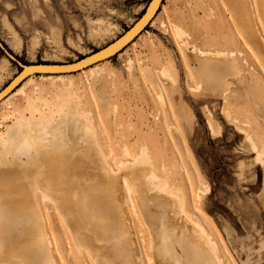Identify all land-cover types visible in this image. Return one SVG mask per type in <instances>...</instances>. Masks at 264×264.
<instances>
[{
	"label": "rangeland",
	"instance_id": "1",
	"mask_svg": "<svg viewBox=\"0 0 264 264\" xmlns=\"http://www.w3.org/2000/svg\"><path fill=\"white\" fill-rule=\"evenodd\" d=\"M201 1L205 4H201ZM147 3L148 0H0V41L10 53L25 63L70 62L106 46L120 36L143 13ZM162 4L153 23L151 21L121 54L118 53L107 59V63L100 65L104 73L100 82L93 83L88 72H75L73 85L66 93L61 94V85L52 83L56 78H33L38 87L35 100L38 97L46 100L48 107L52 109L55 108L56 98L63 101L65 106L71 102L87 120L91 119L90 123L96 130L105 159L114 170L108 171V175L114 179H110L114 182L113 186L110 185L112 182L109 185L118 194L113 200L110 225H115L116 228L119 220L129 221L128 228L121 237L117 236V232L100 228L90 233L86 231L84 220L75 213L71 202H68L67 208L70 209L68 214L72 215L73 220L68 223L57 211L54 196L46 198L37 190L45 186L36 181L31 182V186L30 181L33 179L21 180L14 171H10L13 179L5 186V191L13 193L20 188H28L30 191L34 189L32 202L37 205L40 213L43 210L40 215L46 245L42 250L48 252L55 264H95L81 250L80 243L84 246L88 243L86 246L100 261L99 264H114L121 257L125 261L121 264H128L126 261L132 264H150V253L160 243L159 236L168 234L176 240V233H182L184 240L183 244L177 245L179 254L182 257L189 254L199 256L200 252L199 255L196 252L190 253L192 247L189 242L194 237L183 231V224L173 215L171 207L161 210L157 206L155 200L162 198L175 203L180 212H186L191 218H199L198 223L203 225L201 227L214 247L212 252L216 255L213 254L212 257L221 264H264V172L260 165L254 163L255 153L248 149L241 133L244 131L252 136L260 150L258 153L264 159L263 62L252 50L253 46L245 44L238 29L240 24L233 19L231 10L222 0H163ZM236 6L241 7V10L243 8L244 14H253V24L257 26L260 39L264 41V14L257 10L256 0H248V5ZM175 26H180L189 35L185 40L187 43L183 44V39L176 37ZM15 33L20 39V46L13 39ZM35 36L39 37V45L33 48L31 42ZM193 45L202 50H221L225 46L242 48L244 56L240 60L237 54L198 55L192 51ZM4 58H7L10 65L0 73V89L19 70L18 65L0 49V66ZM165 67L173 69L174 83L162 77L161 70ZM215 67L221 68L219 79L226 84L224 91L214 86L220 82L211 75L212 68ZM192 69L202 79L203 87L197 88L198 90L194 88L196 77L189 75V70ZM26 91L32 93V87H27ZM63 98H66L65 101ZM67 98L70 100L66 101ZM9 102L12 107H23L25 115L29 116L23 97L10 98L0 105V134L15 119V116L9 114ZM210 120L218 125L219 133L211 131ZM123 140L127 143L125 152L121 149ZM143 146L149 159L153 183H145L141 177L134 180L132 173L128 174V170L122 167V160H132L141 153ZM70 157L77 160L81 157L83 160V165L74 164L76 171H82L86 167L88 169L94 164L91 168L95 172L91 170L86 175V181L90 185L99 178L102 185L105 183L103 160L99 161L90 152H86L84 156ZM123 175H129L130 181L136 182L134 188L138 192L139 202L145 203L147 200V204L151 203L147 208L157 216L152 221L154 236L149 231L151 224L144 218L142 220V215L137 212L139 209L135 208L137 204L133 197L125 194ZM27 181L29 184L26 185ZM33 185H36L35 188ZM103 186L108 187V183ZM73 187L79 186L76 183ZM142 189L144 196L140 193ZM202 192L205 193L203 198ZM199 205L202 206L200 208L203 213ZM133 228L141 232L137 234ZM70 232H74L76 240ZM1 235L6 237L8 233L3 229ZM9 237V242L13 243L17 236L10 233ZM101 237L106 243L103 246ZM123 237L127 242L124 246L121 244ZM89 239L92 242H88ZM108 240L113 242L110 250L111 243ZM151 241H154L155 247ZM18 247L21 245L0 250V263L11 264L17 260ZM7 250L9 251L6 252ZM147 251L150 253H145ZM220 251L226 256L223 257ZM26 254L32 259L36 258L33 253ZM107 256L111 260L103 262ZM151 264L155 263L152 261Z\"/></svg>",
	"mask_w": 264,
	"mask_h": 264
},
{
	"label": "bare ground",
	"instance_id": "2",
	"mask_svg": "<svg viewBox=\"0 0 264 264\" xmlns=\"http://www.w3.org/2000/svg\"><path fill=\"white\" fill-rule=\"evenodd\" d=\"M222 1L226 5V7H228L231 10L232 17H234L233 19L238 21V23L240 24V26H238V29L242 33V36L244 37L245 44L250 43L253 46L252 50L257 53L258 57L263 62V66H264V41L260 39V35L258 34L257 29H256L257 26L255 25L256 26L255 27L253 24V21H252L253 14L251 12H250V14H244V13H242L243 8L241 10V7L238 8L236 6L237 4H241V5L247 4L248 5V0H222ZM198 3H200V2H198ZM201 4H205V3L202 2ZM256 4L258 7L257 10L258 11L260 10L262 12V14H264V0H256ZM160 7H163L162 1L157 0L156 5L153 9V12H151V14H148V16L144 18L143 26L149 22L151 23V21H152V23L155 21V20H153V18L155 17V15H156V13ZM204 8H207V7L205 6ZM155 11H156V13H155ZM244 11H245V8H244ZM136 21H134L132 23V25ZM11 26H10V28H11ZM244 27H246V28H244ZM140 30H141V28L139 30H137L135 33H132V32L129 33L130 37H128V39L123 43V45H125V44L126 45L122 48V50L126 46H128L143 31L142 30L140 32ZM94 31H95V29H94ZM97 32H99V31H97ZM125 32L126 31H124L121 35H123ZM137 33H138V35H136ZM174 33L178 39H183V42H182L183 44L187 43V41H185V40H187V37L189 35L185 32V30L183 28H181L180 26H175L174 27ZM92 34H93V32H92ZM120 36H118L114 40H117ZM134 36H135V38L132 39ZM13 39H14V41L18 42V45L21 44L20 39L17 37L16 33L13 34ZM249 39H250V41H249ZM112 42H110V43H112ZM31 44H32L33 48H36L39 45V37L35 36L32 39ZM224 45H226V44H224ZM243 45H244V43H243ZM193 46L194 47H193L192 51L197 53L198 55H213V54H215V55H221V56H223V55L233 56V54H237L238 58L240 60L243 59L242 56H244L243 49L237 48V47L232 48V47L227 46L228 47L227 48L225 46L221 50H211V49L202 50V49H200V47L197 48V46H195V45H193ZM122 50L119 52L120 54H121ZM104 63H107V59L103 60L97 64H94V65H92L86 69L80 70V71H83L85 73L88 72L93 83H97L99 81V79H101L104 75L103 69L100 67V65H102ZM8 64H9V61L7 60V58H4L3 64L0 66V73L4 72L6 70V67L8 66ZM98 67H100V68H98ZM145 70H147V69H145ZM219 70H221L220 67L212 68V74L211 75H212V77L217 79V81H220V79H219L220 75L217 72ZM161 74H162V77L163 78L165 77L168 81L173 82V83L175 82L174 71L171 67H165L164 69H162ZM74 75H75L74 73L45 74V75L41 74V75H37V76L32 75V76L28 77L26 80H24L21 85L17 86L14 91H11L10 93H8L5 97L0 96V105L4 104L5 102H7L10 98H12L14 96L23 97V99L25 101L24 107L26 108V111L28 110V112H29V116H26L25 112L23 111L24 109L22 110L23 107L22 108H19L17 106L12 107L10 102L7 103L8 109L11 110V113H9V114L12 116H15V119H14L13 123L10 126H8L6 131L3 132L2 134H0V250L1 251H2V249L6 250V248L12 247V246L15 248V246L21 245L20 248L19 247L17 248L18 249V252H17V257H18L17 260L18 261L15 260L16 258L15 259L13 258L15 261H13L11 264H55V262L53 261V259L50 258L49 254H48V252H46V250H44V249L42 250V247H44L46 245L45 244L46 239H44V236H43L44 227H43V223H42V219H41V215H40L41 213H43V210H41L42 212L40 213V210L38 209L37 205H35L32 202V200H33L32 190H34V189H31V191H30V189H28V188L27 189H21L20 188L21 190L17 189L13 193L7 192V190L5 191V189H6L5 186H7V183H11L12 182L11 180L13 179L12 175L10 177V174H9L10 171H14L17 174L18 178L21 180H25L28 178L33 179L31 181L29 180L30 184H31V182L34 183V181H36L37 183L40 182L39 185L45 186L46 188L45 187H42V188L39 187L37 190H40L42 192L43 196L46 198H50L51 195L54 196V197L53 196L52 197L55 198L54 203H55V206L57 208V211L62 215L63 218L66 219V222H68V223H69V220L70 221L73 220L72 215L68 214L70 209L67 208L68 202H71L72 207L73 208L75 207V209H74L75 213L80 217L81 220H84L86 231H88L90 233L93 232L94 229L96 230V229L100 228V229L109 230V231L114 232V233L117 232V236L121 237L124 235V230L126 228H128L127 223L129 221L126 222L127 221L126 219L119 220V223L116 225V228H115V225L114 226L110 225V223L112 221L111 220V212H112V209L114 206L113 200L118 196V194L116 193V190L114 189V187H112L114 182L110 180V179H112V177H110V174L108 175V173H110L108 171L112 170L114 172V170H113L112 166H110V163L105 159L106 155H105L104 151L102 150L99 141L97 140L96 130H94L92 128L93 126L91 125V123H92L91 119L87 120V117L84 114L80 113L77 109L78 107L73 105L70 101H69L70 104L68 103V105L65 106L63 101H60L58 98H56L55 102H54L55 108L52 109V108L48 107L49 105H48V102L46 100H44V99L42 100V98H40V97H38L39 99H36V100L34 98V96L35 97L37 96V92H38L37 84H35L33 82L34 77L60 79L58 81L55 79L52 81V83L53 84L59 83L61 85L60 92H61V94H64V93H66L68 88L73 85L72 78L75 77ZM189 75L192 78L196 77V85L194 87V88H196V90H198L197 88H199V87H203L202 79L194 71V69L189 70ZM14 76L10 79V81L14 78ZM64 79H66V80H64ZM219 85H223V83L220 81ZM12 86H14V84H12L8 88V91L12 88ZM27 87H30V88L32 87V93H27V91H26ZM3 88H1L0 91ZM159 97H162V96H159ZM63 99L65 101L66 98H63ZM68 99L69 98H67L66 101H68ZM65 104H66V102H65ZM209 126H210L211 131L214 134H217L220 132L218 129V125H216L212 120L209 121ZM246 130H248V129H246ZM241 133L244 135V142L247 145L248 149L255 153L254 161L256 163L260 164L264 168V159H262L263 156L258 153V152H260V150L256 146L257 143L254 142L255 140L254 141L252 140V136L250 134H247L244 131H241ZM122 144H123V148H121V149L125 152V150H127V148H126L127 143H126V141L123 140ZM138 146H140V145H138ZM131 149H132V147H131ZM133 149H134V146H133ZM111 150H112V147H111ZM129 151H130V148H129ZM86 152H90V155L93 154L94 156H97V159L99 161L103 160V163H102L103 167L102 168L105 169V173H103V175L105 174L104 180H105V183H108V187L103 186V185H105V183L102 185L100 183L101 181L100 182L98 181L100 178L98 180L97 179L94 180L93 181L94 183H91V185L86 181V177H88L86 175L91 173V170L92 171L95 170V169L91 168L94 165L93 163H92V166L91 165H90V167L88 166L89 167L88 169L86 167V169H83L82 171L81 170L76 171L73 168V167H76V166H74L75 163L79 164V165H83V160L81 157H80V159L77 160V159H74L73 157L69 158V156H71V155L72 156H74V155L75 156L76 155L77 156L78 155L84 156ZM111 152L114 153V151H111ZM126 153H128V152H126ZM129 153L131 154L132 152H129ZM134 157L135 158H133L132 160H127V159H126V161L122 160V161H124V166H122V167H124V169L128 170V174L132 173L131 177H133L134 180H136L137 178L139 179L141 177L140 179H143L145 183H148V182L153 183L154 182L153 176L149 172V164H148L149 159H148L147 152H146V149L144 148V146L141 149V153H139L138 156H134ZM71 158H73L74 161H72ZM122 161H121V164L123 163ZM121 164L119 163V165H121ZM104 169H102V171ZM99 170H101V169L99 168ZM120 173H121V171H120ZM157 175L160 176L159 174H157ZM161 176H162V172H161ZM129 177H130L129 175L128 176L123 175L122 180H123V186L125 188L124 192L127 195V197H133L135 202H134V200L132 202L136 203L137 207H135V208L139 209L137 212H139V214L142 215V220L144 218L145 221L147 220V222H149V224H151L149 231L154 236V231L152 228V226H153L152 221H155L157 219V216L154 214V212L150 211L147 208V206L151 205V203L147 204V202H149V201H147V200H145V198H143L145 200L144 201L145 203L139 202L138 192L134 188V184L136 182L134 183V182L130 181ZM263 178H264V176H263ZM112 180H114V179H112ZM78 182H80V183L78 184ZM110 182H112V183L110 184ZM76 183L79 186L78 188L73 187V185ZM27 184H29V182L26 183V185ZM109 184L112 186H110ZM31 186H32V184H31ZM35 186L33 185L34 188H35ZM173 186H176V184ZM200 186H203V185H200ZM142 191H140V193L142 196H144V190L142 189ZM179 194L181 195V193H179ZM204 194L205 193L202 192V195H201L202 198H203ZM170 197H171V195H170ZM4 200H6V201L4 202ZM155 201L158 203V204L157 203L156 204H157V206L158 205L160 206L161 210H165L166 208L171 207L170 210L172 211L173 215L175 217H177L178 220L183 224V231L189 232L191 234L190 236L194 237L193 240L189 242V246L192 247V251L190 253L196 252L199 255V252H200V255L199 256H197V255L196 256L195 255L190 256V254H189L185 257H182L179 254L178 247H177L178 244L184 243L183 237L181 235L182 233L181 234H177V233L175 234V230H174L175 237H177L176 240H173L168 234H162L159 236L160 237V243L156 246V249H154L155 254H154V251H152L151 253L148 251L145 252L147 254L150 253L152 255L151 260L153 261V263H155V264H221L218 259L215 260L212 257V255L215 254L214 252H212L214 247H213L211 241L209 239H207V235L205 234L203 228L201 227L202 224L200 225L198 223L197 219H199V218H197L196 219L197 221H196L194 219L196 217L192 216L193 218H191L189 215L186 214V212H183V211L180 212V210H178V208H176L175 203H170L165 198H162L161 200H155ZM200 201H202V199ZM125 202H127V201H125ZM185 202H187V201H185ZM191 202H192L191 204L193 206V201L191 200ZM197 203H198V201H197ZM136 204H135V206H136ZM167 206H169V207H167ZM200 206L201 205H199V209L201 210ZM187 207H186V209H187ZM131 209L132 208H130V210ZM196 210H197V208H196ZM129 213H131V212H129ZM189 213H192V212L189 211ZM202 213H203V211H202ZM62 217L60 216V218H62ZM122 217H123V215H122ZM46 220H48V219H46ZM132 220H133V218H132ZM48 222H47V224H49ZM79 222H80V220H79ZM204 222L206 223V220ZM47 224H44V225H47ZM141 224H140V226H141ZM65 225H66V223H65ZM143 225H144V223H143ZM48 226H50V225H48ZM69 226H71V224ZM145 226H146V224H145ZM162 226L164 227V225H162ZM135 228H136V224H135ZM135 228H133V230ZM3 229L8 233V235L6 237L5 236L3 237L1 235V230H3ZM51 229H52V227H51ZM147 229H148V227H147ZM164 229H165V227H164ZM49 230H50V228H49ZM50 231H48V232H50ZM52 231H53V229H52ZM127 231L130 232L129 230H127ZM149 231L146 230L147 233ZM138 232H139V230H138ZM138 232L136 230L137 234H138ZM209 232H211V231H209ZM10 233L15 234L17 236L16 239L14 240L15 242H13V243L9 242V239H10L9 234ZM150 233H148V234L150 235ZM71 234H73V237L75 236L74 232ZM128 235H129V233H128ZM93 236H94V234H93ZM211 236H209V238H211ZM75 237L73 239L76 240L77 237L76 238ZM102 237H101V239H102ZM150 238H152V236ZM96 240H97V238H96ZM77 241L79 242V240H77ZM90 241L92 242L91 239H89L88 242H90ZM103 241L104 240L102 239V245L101 246H103V243H104ZM143 241H145V240H143ZM121 242H123V243H121V244H123V246L126 245V243H127L126 239H124V237H123V239H121ZM151 242H152V246L155 247L154 241H151ZM112 243H111V245H109V250H110V246L113 247ZM118 243L120 244V242H118ZM86 244H88V243H85V246H84V245H81V243H80L79 246H80L81 250L83 252H86L91 257V259L95 262V264H99L100 261L98 259H96V257L94 256L92 251L86 246ZM105 244L106 243H104V245ZM92 245H94V243ZM148 246H147V248H148ZM91 247H93V246H91ZM120 247H121V245H120ZM194 248H196V249H194ZM220 248L223 249V247H220ZM109 250H108V252L110 254ZM145 250H148V249H145ZM8 251L9 250H7L6 252H8ZM14 251H12V252H14ZM27 252L35 254L36 258L32 259V258L28 257L26 254ZM104 252H105V250H104ZM187 253H189V252H187ZM106 254H108V253H106ZM218 255H219V257H222L223 253H222V256H220L219 253H218ZM225 256H226V254H225ZM225 256H223V257H225ZM8 257H10V256H8ZM144 257H145V255H144ZM149 257H150V255H149ZM11 259H12V257H11ZM107 260H111V258L109 256H107V258H105V261H103V262H106ZM123 262H125L124 257H121V260L119 262L118 261L114 262V264H116V263L121 264ZM126 262H128V264H132L130 261H126ZM151 262H150V264H151ZM0 264H2V263H0ZM223 264H225V262Z\"/></svg>",
	"mask_w": 264,
	"mask_h": 264
},
{
	"label": "water",
	"instance_id": "3",
	"mask_svg": "<svg viewBox=\"0 0 264 264\" xmlns=\"http://www.w3.org/2000/svg\"><path fill=\"white\" fill-rule=\"evenodd\" d=\"M156 2L157 0H148V3L143 13L136 19L137 21L132 26L128 27L125 30L126 32L123 35H121L117 40H114L112 43H109L108 45L102 48L92 51L89 54L83 55L81 58H78L70 62L25 63V62L20 61L15 55L10 53V51L0 41V49L6 54V56L10 60L14 61L19 67V70L15 74L14 78L8 84H6V86L0 91V96L5 97L8 93H10L11 91H14L17 86H19L24 80H26L28 77L32 75L75 73L80 70L86 69L94 64H97L103 60L114 57L126 45V44L123 45V43L128 39V37H130L129 33L131 32L135 33L140 28H141L140 30L141 32L150 23L149 22L143 26L144 18L147 17L148 14H151V12H153ZM138 33L136 35H138ZM134 38L135 36L132 39ZM12 84H14V86H12V88L8 91V88Z\"/></svg>",
	"mask_w": 264,
	"mask_h": 264
},
{
	"label": "crops",
	"instance_id": "4",
	"mask_svg": "<svg viewBox=\"0 0 264 264\" xmlns=\"http://www.w3.org/2000/svg\"><path fill=\"white\" fill-rule=\"evenodd\" d=\"M220 71L221 70H219V71H217L218 73H220ZM219 75H221V74H219ZM225 83H226V81H224ZM210 86H213V84L212 85H210ZM214 86H217L218 88H221V89H223V91H224V88H225V90H226V84H223V85H217V84H214ZM208 127V126H207ZM209 129V128H208ZM210 131V130H209ZM211 133V132H210ZM254 163H256L255 161H254ZM256 164H258V163H256ZM258 165H260V164H258ZM261 166V165H260ZM261 168L263 169V172H264V168L261 166ZM264 176V175H263ZM263 184H264V178H263ZM209 193V191L207 192V194ZM206 194V195H207Z\"/></svg>",
	"mask_w": 264,
	"mask_h": 264
}]
</instances>
